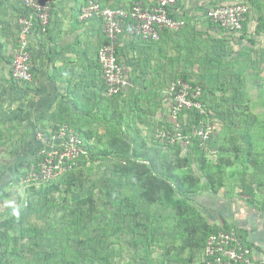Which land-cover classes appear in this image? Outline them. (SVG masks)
Segmentation results:
<instances>
[{
  "label": "crops",
  "instance_id": "0c3cea01",
  "mask_svg": "<svg viewBox=\"0 0 264 264\" xmlns=\"http://www.w3.org/2000/svg\"><path fill=\"white\" fill-rule=\"evenodd\" d=\"M87 1L53 0L46 31L33 34L30 39L32 79L13 85L8 79L11 47L18 38L17 18L22 8L17 0H0V136L10 129L22 136V154L18 157L22 161L17 166L27 165L33 157L39 146L35 139L39 130L65 124L93 137L91 131L103 136L108 123L112 127L117 124V100L97 94L103 89L96 55L105 37L98 19L79 18ZM97 1L127 7L136 1L151 0ZM231 2L249 6L242 29L232 32L235 35L222 31L206 16V9ZM171 14L185 24L176 31H163L158 41H141L127 28L119 37L118 57L129 80L122 94L129 92L135 96L134 104L126 107L135 130L129 132L139 133L145 139L156 128L169 124V87L176 79L168 83V73L183 71L180 77L184 75L189 82L211 84L210 77L186 76L187 55L200 59L209 50L210 55L218 56L216 48L220 49L223 43L224 90L207 94L216 105L212 110L216 121L213 153L209 156H213L214 162L219 158L222 185L215 193L196 194L193 203L204 216L206 226H230L252 247L250 264H264V0H176ZM202 41L207 42L206 49L200 47ZM194 62L192 67L204 72L202 63ZM165 83L167 88L162 90ZM23 154L29 158H23ZM231 167L240 168L235 190L228 188V176L234 177L233 172L227 173ZM5 246L0 245L1 249ZM30 246L33 253L27 254V258L34 261L48 257V252L34 249L36 244ZM7 257L11 261L18 258L11 253Z\"/></svg>",
  "mask_w": 264,
  "mask_h": 264
},
{
  "label": "rangeland",
  "instance_id": "374dc122",
  "mask_svg": "<svg viewBox=\"0 0 264 264\" xmlns=\"http://www.w3.org/2000/svg\"><path fill=\"white\" fill-rule=\"evenodd\" d=\"M222 31L227 30L222 29ZM229 33L233 34L234 32ZM199 45L204 49L208 47L206 41H202V44L199 43ZM223 49V43H220V49L216 48L218 56L213 57L210 55L211 51L209 52V50H207L208 54L202 55L200 59H196L192 54L187 55L189 62L187 69L184 71L186 76L190 78H193L192 75L210 77L208 83L211 84H205L202 81L195 82L199 83L202 87L212 88L214 92L219 90L223 91L224 88H222L223 85L221 82L223 76L222 69H224ZM194 61H200L202 63V66L205 68L204 72H201L199 69L196 71L192 67V64L195 63ZM216 69L219 71H216ZM182 72L178 70L177 72L168 73V83L181 78L180 75ZM8 79L12 81L11 83L13 85H15L14 83L16 85L23 84V82H14L10 75ZM168 83H165L162 90H166ZM122 93L118 97H114V100H117L119 105L118 117L116 116L117 121L120 120L123 128L126 127L130 131H135L130 124V116L126 110L127 106L129 107V105L134 104L135 96L129 94V92H126L127 95L126 93L124 95ZM237 94H239V91ZM224 107H221L222 111H224ZM212 120L215 125L216 121L214 116ZM108 125V130L101 137V142L97 141V136L101 135L96 130L91 131L93 132L92 136L96 137L93 144L99 148L107 147V140L116 133V129L118 128V124H114L113 127L110 126V123ZM39 132L46 133V131L40 130ZM23 138L25 140V137ZM1 139L0 222L6 216L20 209L28 197H30L33 202V210L26 216L27 222L22 226L15 225L12 230L14 234L22 235L27 244H30V239L34 237L37 240L34 249L39 252L49 251L40 241L45 240L46 237L53 239L51 242H53L52 246L54 251L52 250L53 252L51 253L56 260L54 262H48L47 264H106V261L99 259L98 256H106L109 264L200 263V257L193 260L192 263H185L173 252L166 253L165 245L170 239L166 231L171 228L172 220L165 218L166 214L164 213L166 211L161 209L159 205L147 206L136 195L135 189L125 185L123 176L113 173L114 163L119 160L114 155H110L107 160L103 158L95 162H90V164L88 162L85 166H80V168L78 167L81 171L82 184H77L71 193H56V202L49 208H46L44 201L38 199L35 191L41 184L40 181L32 178L26 164L16 165L22 161L18 158L22 154L19 148L22 145L20 143L22 136L19 137L13 129H10V131L4 132ZM35 139L38 142L36 137ZM38 143L40 144V142ZM144 143L147 145V148H150L155 142L150 135L144 139ZM163 151L173 152V150L169 149ZM26 153L31 154V152ZM24 157L29 158L23 154ZM16 159L19 160L15 163ZM26 160H23V163ZM228 170L229 172L227 173H234V177L230 178L228 176L227 178L229 183L228 188L234 189L239 186L237 180L240 175L238 172L240 168L231 167ZM174 171L183 181L186 180L187 174L191 172L190 168H174ZM102 180L109 181L106 183L103 181V184H101ZM34 182L36 185L35 190L32 189ZM88 196L91 197L92 202L82 206L86 211L85 214L79 220L76 217L70 216V208L78 207L77 201ZM138 209L142 210L135 215ZM147 214L151 217L150 225L157 227L159 230L158 232H154L153 236L151 232L145 231L142 226L136 224V221H143ZM157 224H161L162 227L157 226ZM95 235H97L96 237H101V240L96 243L90 241V238L95 237ZM38 242L40 244H37ZM90 244L96 246V252L91 249ZM184 255L182 254L181 257L185 258ZM12 261L10 264H22L17 259Z\"/></svg>",
  "mask_w": 264,
  "mask_h": 264
},
{
  "label": "built area",
  "instance_id": "2783aa9c",
  "mask_svg": "<svg viewBox=\"0 0 264 264\" xmlns=\"http://www.w3.org/2000/svg\"><path fill=\"white\" fill-rule=\"evenodd\" d=\"M22 13L17 18L18 38L11 47L10 77L14 82H29L32 79L33 53L30 39L33 34L44 33L47 29L53 0H17ZM176 0H151L150 3L133 2L127 7L102 5L97 0H88L79 12V18L98 19L102 25L105 41L100 45L96 60L103 80V96H119L129 86V80L118 57L119 37L127 28L141 41L154 42L165 30L176 31L185 21L171 15ZM249 12L244 2H231L213 6L206 16L224 30L238 32ZM172 121L156 128L152 140L158 146L179 145L185 155L197 145L208 155L213 153L210 146L214 123L213 113L202 100L203 89L188 80L176 79L169 87ZM42 157L38 170L31 168L33 179L45 183L56 178L63 171L78 166L76 158H88L80 134L65 124L37 132ZM95 138L89 143L93 145ZM70 161V162H69ZM253 249L245 244L234 228L211 234L206 241L202 260L207 264H250Z\"/></svg>",
  "mask_w": 264,
  "mask_h": 264
},
{
  "label": "trees",
  "instance_id": "16d2710c",
  "mask_svg": "<svg viewBox=\"0 0 264 264\" xmlns=\"http://www.w3.org/2000/svg\"><path fill=\"white\" fill-rule=\"evenodd\" d=\"M214 24L220 27L218 24ZM181 78L188 80L184 75ZM190 82L192 85L197 84L193 81ZM102 89H104L103 80L101 85ZM202 89V100L208 108L215 111L216 105L212 104L207 97V94H212L214 90L205 87ZM97 94L103 98L101 91ZM116 122L118 124L116 133L107 140V147L105 148H99L95 144L91 145L89 143V140L92 138L91 134L75 127V131L77 130L76 132L80 134V137L84 141V146L89 157L86 158L85 155H80V157L76 158L78 161L77 167L73 166L71 169L63 171L56 178L41 183L36 190L34 182L32 189L36 191L38 199L43 200L45 207L49 208L56 202V193H71L77 184H82L81 171L78 167L80 168V166H85L88 162L90 164V162H95L103 158L107 160L110 155H114L119 160L114 163L113 173L123 176L125 185L135 189L136 195L147 206L159 205L161 209L166 211L164 213L166 214L165 218L172 220L171 228L166 231L170 237L168 243L165 245L166 253L173 252L185 263H192L193 260L200 257L199 264H207L202 260L207 238L220 230H229L230 226H206L204 216H202L193 203V197L203 191L215 193L220 188L222 185V168L217 165L219 158L214 162L213 156H209L204 150L199 149L197 145L193 146L185 155L182 154L179 145H153L147 148L144 139L139 133H130L128 128H123L120 120H116ZM68 127L72 128L71 125ZM101 137L99 136L97 138L98 142L102 141ZM210 145L212 147V140ZM167 149L173 150V152L163 151ZM41 159L42 157L35 151L33 157L27 162L29 173L32 167H34L35 171L38 170V163ZM174 168H190L191 172L187 174L186 180L183 181L174 171ZM103 181L101 184H103ZM108 181L105 180L104 182L106 183ZM91 202L92 199L90 196L79 199L77 201L78 207L70 208L69 215L79 220L86 212L82 206ZM32 207L33 202L28 197L20 209L6 216L0 222V245H6L5 249H1L0 247V264L12 263L11 259L6 258V254L8 253L16 254L18 257L17 260L22 264H47L55 260V258L51 260L54 256L51 252L54 249L52 246L53 242H51L53 239L50 237H46L45 240L41 241L42 245H45L47 247L46 249H49V251L46 250L48 257H42V259L32 261L27 258V254L33 253L30 245L35 244L37 240L32 237L30 239L31 243L27 244L26 242H21L24 239L22 235L13 233L12 229L15 225L22 226L27 222L26 216L31 213L33 210ZM141 210L138 209L135 215L140 213ZM150 222L151 217L147 214L143 221H136V224L142 226L145 231L151 232L153 236L154 232H158L159 230L157 227L151 226ZM157 226L162 227L161 224H157ZM96 236L91 237L90 241L96 243L101 240V237ZM90 247L94 252L97 251L94 244H90ZM54 254L56 253L54 252ZM182 254H185V258L181 257ZM98 258L105 260L106 264H109L106 256H98Z\"/></svg>",
  "mask_w": 264,
  "mask_h": 264
}]
</instances>
